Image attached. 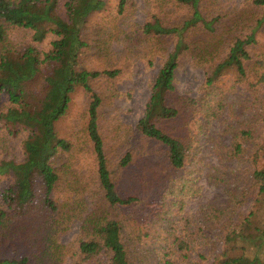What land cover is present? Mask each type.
<instances>
[{
    "label": "trees",
    "instance_id": "1",
    "mask_svg": "<svg viewBox=\"0 0 264 264\" xmlns=\"http://www.w3.org/2000/svg\"><path fill=\"white\" fill-rule=\"evenodd\" d=\"M217 1L154 0L158 8L170 4L166 11L172 9L169 12L177 19L169 20L153 10L146 21L125 32L119 55L104 67L92 69L81 65L88 48L83 25L89 14L105 7L104 0H0V100H5L0 126L12 134L25 133L23 159L0 158V179L8 180L0 188V264H60L67 256L69 264H135L121 221L112 210L148 204L134 192L119 190L120 181L109 166L101 118L104 105L120 96L116 84L129 76L136 61L147 68L157 63L159 67L143 115L124 133L128 147L119 160L122 168L133 160L132 143L143 150L138 143H153L159 147L161 171L170 180L184 168L193 147L190 120L203 111L217 116L205 98L178 92L174 76L183 62L191 61L204 70L206 94L230 75L232 87L243 85L254 96L256 123L234 131L227 148L229 158L249 163L248 186L239 196L233 194L231 202L235 208L253 195V204L236 220L233 210L228 212L221 226L220 251L211 262L198 253L195 264H264V0H245L224 12L203 11ZM131 5L132 0H117L116 16H126ZM20 29L29 31V44L12 43L11 34ZM49 37L48 49L42 50L41 43ZM77 91L87 97L83 131L103 211L86 214L84 234L70 251L58 238L81 217V191H74L77 198L66 197L59 204L58 158L72 145L60 135L57 124ZM172 122L178 126L170 131L166 126ZM161 203L162 198L158 206ZM218 210L213 211L225 215ZM165 240L166 249L171 250L166 257L190 249L188 241L177 236ZM19 247L21 251L16 252ZM164 262L171 263L169 258Z\"/></svg>",
    "mask_w": 264,
    "mask_h": 264
},
{
    "label": "rangeland",
    "instance_id": "2",
    "mask_svg": "<svg viewBox=\"0 0 264 264\" xmlns=\"http://www.w3.org/2000/svg\"><path fill=\"white\" fill-rule=\"evenodd\" d=\"M104 1L105 7L89 14L83 25L88 48L81 65L86 68L104 67L119 55L125 42V32L146 21L153 10L160 11L161 16L169 20L177 19L175 14L169 12L172 9L166 11L170 4L158 8L154 0H132L133 5L127 15L118 18L117 0ZM244 1L218 0L216 5H208L203 11L210 14L217 10L229 11L241 6ZM167 14L172 16L167 17ZM30 40V33L25 29L11 34V41L15 45H26ZM49 40L50 37L41 43L42 50L48 49ZM158 67L159 63L154 68H147L142 61H136L129 76L116 84L119 98L105 104L102 109L101 132L105 137L111 172L120 181L119 190L122 194L134 192L148 204L112 210V213L121 221L124 240L129 245L130 257L135 264H165V258L170 259V264H195L199 261L198 253L211 262L220 251L221 226L228 212L233 210L232 215L236 220L239 213L247 212L253 204V195L235 208L234 202H231L233 194L239 196L241 189L248 186L249 163L245 159L229 158L227 148L234 131L241 126L256 123L253 118L256 108L254 96L243 85L232 87L230 75L221 78L206 94L204 70L191 61L183 62L175 70L174 83L178 92L194 98H205L217 116L212 117L203 111L196 120H190L193 147L184 168L170 177V180L161 171V165L158 164L159 147L153 143H138L144 150L132 143L129 150L134 152L133 160L127 168H122L119 160L128 147L124 133L128 128L132 129L143 115L150 95V85ZM96 84L98 87L99 80ZM86 103V95L82 91L75 92L69 109L57 124L60 135L72 145L69 151H62L58 158L62 170L59 204L64 203L66 197L70 200L77 198L74 191L77 194L81 191V219L77 217L58 238L70 251L84 234L82 225L86 214L93 210L103 211L99 188L91 178L92 154L83 131ZM4 105L5 100L1 99L0 110ZM179 124H183L181 119ZM175 125L178 126V123L172 122L166 127L172 131ZM256 125L259 133L260 128ZM24 136L23 131L12 134L8 128L0 126V158L23 159L21 141ZM7 184V179H0V188ZM160 198L162 203L158 206ZM155 199L157 202L153 201ZM65 209L66 205L63 206ZM214 209L224 210L225 215L218 216ZM173 236L188 241L190 249L173 252V256L166 257L165 253L171 250L166 249L168 241L165 239ZM20 251V247L16 248V252ZM69 263L70 257L67 256L60 264Z\"/></svg>",
    "mask_w": 264,
    "mask_h": 264
}]
</instances>
